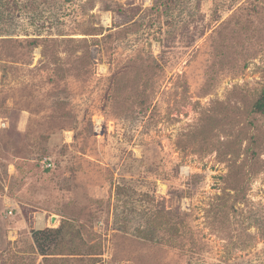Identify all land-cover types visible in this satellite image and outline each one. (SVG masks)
Masks as SVG:
<instances>
[{"label":"rangeland","instance_id":"374dc122","mask_svg":"<svg viewBox=\"0 0 264 264\" xmlns=\"http://www.w3.org/2000/svg\"><path fill=\"white\" fill-rule=\"evenodd\" d=\"M263 87L264 0H0V264H264Z\"/></svg>","mask_w":264,"mask_h":264},{"label":"trees","instance_id":"16d2710c","mask_svg":"<svg viewBox=\"0 0 264 264\" xmlns=\"http://www.w3.org/2000/svg\"><path fill=\"white\" fill-rule=\"evenodd\" d=\"M253 110L258 112V113H264V87L262 88V91L260 93V96L258 97V99L254 102L253 104ZM63 232V226L58 228V229H43V230H40V231H37L35 232V235H36V243H37V246L40 247V251H41V254L43 255H55L57 253L54 252V250H50V249H47L45 248V244H44V240L46 239H49L51 237V234L53 233L54 235L57 236L56 232ZM39 234L42 236V237H39ZM45 240V241H46ZM49 248V247H48ZM72 251V252H71ZM70 252L72 254H76V252H74L73 250H70ZM53 258V260L55 259V257H51ZM87 263V262H86ZM84 263V264H86ZM94 263V262H93ZM68 264H69V261H68Z\"/></svg>","mask_w":264,"mask_h":264},{"label":"built area","instance_id":"2783aa9c","mask_svg":"<svg viewBox=\"0 0 264 264\" xmlns=\"http://www.w3.org/2000/svg\"><path fill=\"white\" fill-rule=\"evenodd\" d=\"M47 161H48V159H47ZM47 163V162H46ZM52 166V164H51V162H49V164H47V167H51ZM13 212V210H11L10 211V214Z\"/></svg>","mask_w":264,"mask_h":264},{"label":"bare ground","instance_id":"6f19581e","mask_svg":"<svg viewBox=\"0 0 264 264\" xmlns=\"http://www.w3.org/2000/svg\"><path fill=\"white\" fill-rule=\"evenodd\" d=\"M40 217H42V216L40 215ZM41 219H42V220H41V223H42L44 218H41ZM41 225H43V223H42ZM44 225H45V224H44Z\"/></svg>","mask_w":264,"mask_h":264},{"label":"water","instance_id":"95a60500","mask_svg":"<svg viewBox=\"0 0 264 264\" xmlns=\"http://www.w3.org/2000/svg\"><path fill=\"white\" fill-rule=\"evenodd\" d=\"M55 220H56V218L54 217V218H53V221H55Z\"/></svg>","mask_w":264,"mask_h":264}]
</instances>
